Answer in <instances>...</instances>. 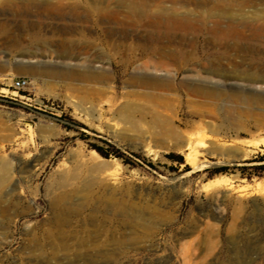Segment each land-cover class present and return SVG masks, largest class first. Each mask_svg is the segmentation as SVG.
Returning a JSON list of instances; mask_svg holds the SVG:
<instances>
[{
	"label": "rangeland",
	"instance_id": "374dc122",
	"mask_svg": "<svg viewBox=\"0 0 264 264\" xmlns=\"http://www.w3.org/2000/svg\"><path fill=\"white\" fill-rule=\"evenodd\" d=\"M1 25L0 264H264V174L232 167L264 154V0H0Z\"/></svg>",
	"mask_w": 264,
	"mask_h": 264
},
{
	"label": "trees",
	"instance_id": "16d2710c",
	"mask_svg": "<svg viewBox=\"0 0 264 264\" xmlns=\"http://www.w3.org/2000/svg\"><path fill=\"white\" fill-rule=\"evenodd\" d=\"M102 154L105 156H109L110 153H106L103 151V149H99ZM170 158L177 160L179 158L180 161H183V157L175 154L168 155ZM125 162H128L126 159ZM264 154H258L252 158L246 159L242 162V164L236 163L233 165V172H236V170H240L242 177H248L249 179L253 178L254 176H262L264 174ZM252 163V164H248ZM229 166H222L220 167L216 172L217 173H228L229 172Z\"/></svg>",
	"mask_w": 264,
	"mask_h": 264
},
{
	"label": "bare ground",
	"instance_id": "6f19581e",
	"mask_svg": "<svg viewBox=\"0 0 264 264\" xmlns=\"http://www.w3.org/2000/svg\"><path fill=\"white\" fill-rule=\"evenodd\" d=\"M26 3H29V1H27ZM16 4V3H15ZM0 27H3V25H1ZM235 29V27H234ZM250 84L252 85H256L258 86V84H260V82L262 83L264 81V78H260V76H251V78L249 79ZM251 150H246V154L245 155H249ZM231 180V178L227 175H221L219 177H217L215 180H213L216 184H227L229 181ZM262 182H258L257 183V187L260 188L262 186L261 184ZM210 185V184H208ZM256 187V186H255ZM263 187V186H262ZM264 188V187H263Z\"/></svg>",
	"mask_w": 264,
	"mask_h": 264
},
{
	"label": "water",
	"instance_id": "95a60500",
	"mask_svg": "<svg viewBox=\"0 0 264 264\" xmlns=\"http://www.w3.org/2000/svg\"><path fill=\"white\" fill-rule=\"evenodd\" d=\"M246 150H248V147L243 145H236L234 147H231L229 149L230 153L236 160H240L245 157Z\"/></svg>",
	"mask_w": 264,
	"mask_h": 264
},
{
	"label": "built area",
	"instance_id": "2783aa9c",
	"mask_svg": "<svg viewBox=\"0 0 264 264\" xmlns=\"http://www.w3.org/2000/svg\"><path fill=\"white\" fill-rule=\"evenodd\" d=\"M13 84L17 88L24 87L27 84V80L23 77L13 79Z\"/></svg>",
	"mask_w": 264,
	"mask_h": 264
}]
</instances>
